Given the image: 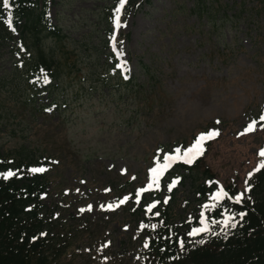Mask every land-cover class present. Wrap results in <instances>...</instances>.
Here are the masks:
<instances>
[{"label":"rangeland","instance_id":"1","mask_svg":"<svg viewBox=\"0 0 264 264\" xmlns=\"http://www.w3.org/2000/svg\"><path fill=\"white\" fill-rule=\"evenodd\" d=\"M47 4L51 23L67 35L56 50L70 49L76 62L38 99L41 114L35 101L22 107L1 92L0 157L16 158L26 146L53 161L40 196L52 264H164L166 239L195 238L194 229L216 221L221 189L239 195L250 186L244 199L264 197L256 178L264 122L241 135L264 115V0H212L207 8L196 0ZM13 37L0 47V76L19 59ZM111 54L134 79L130 87L111 70ZM58 94V110L45 111ZM210 130L219 136L205 142L200 169L163 168L173 163L166 156ZM203 181L215 183L208 198Z\"/></svg>","mask_w":264,"mask_h":264},{"label":"trees","instance_id":"2","mask_svg":"<svg viewBox=\"0 0 264 264\" xmlns=\"http://www.w3.org/2000/svg\"><path fill=\"white\" fill-rule=\"evenodd\" d=\"M149 1L129 0V6L138 8L141 3ZM196 3L197 6L207 8L211 6L212 0H196ZM14 35L18 37L15 56H20V59H15L9 87L5 80L10 75L0 76V94L7 88L12 100L22 107L30 106V98L36 96L38 85L44 82V77L51 80L49 87L54 91L55 86H59L56 84L64 81L65 65L70 59L76 62V57L66 47L56 50L67 35L59 25L50 22L47 0H10V7H6L4 0H0V47L4 42L12 40ZM89 38L92 36L89 35ZM104 44H107L106 39ZM113 61L111 70L120 76L121 84L130 87L134 79L126 76L127 81H124L126 78L121 75L118 61ZM28 91H32L31 95H28ZM59 102L58 94L50 106L58 110ZM38 148L32 150L26 146L21 147L16 153L17 157L10 159L12 161L0 157V264H52L50 241L42 235L46 225L41 216L39 200L40 193L46 188V171H30L41 167ZM203 160L204 155L195 159L192 165L176 160L172 168L193 171L201 168ZM46 162L50 163V158ZM10 170L16 175L4 179V174ZM204 173L205 177L210 175L214 178L208 168H204ZM256 178L257 186L264 183V169L259 171ZM213 189L203 184L200 191L203 196H207ZM226 190L233 199L221 197L212 214L217 220L225 215L224 220L234 215L236 227L225 228L224 220L214 222L208 227V232L185 239L183 247L177 240L170 238L165 240L161 253L152 246L155 255L160 253L162 258H167L165 264H264V197L256 200L247 198L242 203H236L234 196L237 190L231 187ZM241 212L246 213L243 220L239 217ZM60 251L55 249L54 255Z\"/></svg>","mask_w":264,"mask_h":264},{"label":"snow or ice","instance_id":"3","mask_svg":"<svg viewBox=\"0 0 264 264\" xmlns=\"http://www.w3.org/2000/svg\"><path fill=\"white\" fill-rule=\"evenodd\" d=\"M127 0H121V6H123L124 3H126ZM4 5L6 7H10V0H4ZM119 9L117 10V17H116V24L117 26H120V19H119ZM120 55H122V53H119ZM123 67V66H122ZM127 78V77H125ZM48 79L47 76L44 77V83H47ZM259 122H264V115H261L259 118V121H253L251 124L248 125V127L245 129V131L243 133H241V135H245L247 133L253 132L256 130V125ZM219 123V122H218ZM219 136V132L216 130H210L207 133H202L197 140L194 142L193 146L189 147L188 149H186L183 154L181 155V150L179 148L175 149V156L172 155H168L165 157L166 160L168 161H174V160H183L186 163H192L195 161V159H197L198 157L202 156L204 154V152L206 151L204 144L207 141L216 139ZM259 155L261 157H264V150H261V152L259 153ZM170 165L168 163L163 165L164 169H167ZM261 169H264V163H261L256 171H260ZM30 171L32 173H42L44 171H47L46 168L44 167H40V168H33L30 169ZM153 173V182L154 183H158L159 181V174H160V169L158 168H153L152 170ZM16 175L15 172L13 171H8L7 173L4 174V179H8L12 176ZM252 173L249 174V179H251ZM149 188H151V185H149ZM251 191V187H247L245 189L244 193H240L239 195L235 196L234 200L236 203H242L244 198H245V193L246 192H250ZM221 197H227L228 199H233V197L228 196L227 192H224L223 189H221V191L219 193H217L215 196H213L214 200H219ZM250 199V197H248ZM124 201H121V203H123ZM118 206V205H117ZM113 206L109 205V208L111 209ZM89 210H91V208H89ZM149 211H151V208H149ZM246 215V213L241 212L239 213V217L241 220H243L244 216ZM235 220V216H229L226 220H224L223 224L224 227H236V223H234L233 221ZM209 229L207 227L204 228H197L194 229L190 235L191 236H196L198 234H200L201 232H208ZM42 235H46V234H42ZM181 246L183 247L184 242L180 241ZM147 246V245H146Z\"/></svg>","mask_w":264,"mask_h":264}]
</instances>
